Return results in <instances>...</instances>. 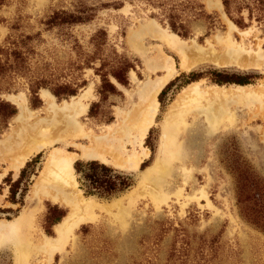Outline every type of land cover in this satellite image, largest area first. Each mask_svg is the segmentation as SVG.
I'll list each match as a JSON object with an SVG mask.
<instances>
[{
    "label": "rangeland",
    "instance_id": "obj_1",
    "mask_svg": "<svg viewBox=\"0 0 264 264\" xmlns=\"http://www.w3.org/2000/svg\"><path fill=\"white\" fill-rule=\"evenodd\" d=\"M76 1L8 0L0 7V47H11L12 40L23 36L32 38L29 76L45 78L51 85L85 82L76 96L66 100H58L49 89L45 91L57 105L85 95L83 103L87 104V110L75 119L89 134L87 138H74L69 131L71 136L31 155L20 169L23 172L18 184L14 181L20 171L14 172L7 162H0V220L10 221L21 213L36 212H33L27 235L30 250L27 264H45L46 255L37 251V247L44 238L55 237L54 227L70 211L63 203L32 196L33 184L48 156L53 151L75 155L73 169L77 161L83 164L99 162L82 157L81 146H91L95 136L105 135L115 147L120 145L117 153L139 155L144 150L147 157L135 171L115 167L110 156L106 157L110 163L99 162L131 180L129 188L107 198L86 195L85 186L79 181L81 176L74 170L79 194L109 210L96 211L97 218L93 222L75 229L63 251L55 253L50 264H264V97L261 96L264 95V69L223 65L218 59L215 62L206 60L189 71H182L174 51L147 31L141 32L142 28L150 26L165 29L181 41L193 43L207 54L220 58L225 53L226 39H231L248 54L258 49L264 51V24L254 19L249 22L246 12L238 14L234 7L229 17L221 0H78L90 9L91 21L63 28L46 27L44 22L53 12L72 11ZM200 8L209 18L197 13ZM171 10H176L186 25L189 38H180L170 31L166 16ZM240 17L243 26L234 23ZM98 30L106 33L104 54L115 52L133 65L126 87L110 78L118 93L109 95L104 102L97 92L100 78L94 70L82 66L81 55L92 54L90 39ZM158 57L171 58L176 69L160 90L171 82L160 102V92L156 97L154 124L144 138L135 139L132 133L119 141L115 131L122 117L138 103L141 88L163 74L149 64ZM93 67L98 68L99 62L95 61ZM214 72L247 77L248 84L218 85L213 82ZM191 73L200 79L190 82ZM25 75L21 71L9 72L0 79V100L16 108L0 140L18 127L15 118L19 109L9 96L24 95L26 107L32 113L31 123L46 115V102L41 97L44 89L37 93L40 106L33 108L30 81ZM193 85L202 93L201 106L215 97V93L220 92L221 97L241 88L259 95V100L229 104L233 122L223 117L214 129L209 126L205 114L192 111L185 115L186 128L181 129L178 137L183 155L180 161L173 162L162 185L167 199L156 204L151 200L149 188L139 186L140 174L152 166L158 155L165 113L181 92ZM95 103L100 108L89 113V107ZM110 112L113 121L107 125L105 120ZM1 125L0 119V129ZM58 126L64 128L65 125ZM0 264H15L12 247L0 248Z\"/></svg>",
    "mask_w": 264,
    "mask_h": 264
},
{
    "label": "bare ground",
    "instance_id": "obj_2",
    "mask_svg": "<svg viewBox=\"0 0 264 264\" xmlns=\"http://www.w3.org/2000/svg\"><path fill=\"white\" fill-rule=\"evenodd\" d=\"M230 27L233 28L232 25ZM142 31H147L174 51L180 59L178 67L182 71H189L203 61L215 62L218 59H221L220 63L223 65L234 64L240 68L264 69V51L262 49H258L254 54H248L241 51L231 39H226L223 48L225 53L218 58L214 54H207L205 49L195 46L193 43L188 44L181 41L165 29L150 26L146 29L142 28ZM244 33L240 32V34ZM149 64L151 68L153 67L154 70H159L163 74L161 77L149 81L150 83L145 86L143 85L141 90L139 89L138 103L133 105L122 117L121 124L115 131V134L120 137L119 141L128 138L132 133L135 139L145 137L149 128L154 124L158 105L156 97L175 73L174 61L169 57H158L154 61H149ZM241 89H234L221 97L220 92L215 93L213 98L207 97L209 99L206 101L208 102L206 107V105H200L202 93L197 85H193L182 91L173 101L161 123L158 155L152 166L140 174L139 186L149 188V195L154 203L160 204L167 199L163 195L162 185L171 172L173 162L180 161L182 158L183 149L178 143V137L181 129L185 130L186 128L185 115L192 111L205 114L211 129L217 127L223 117H227V120L232 123L234 118L228 109L229 104H242L250 99L259 100V95L244 92ZM257 96L258 98H256ZM261 96L264 97L263 94ZM41 97L46 102V115L31 123L32 113L26 107L24 95L9 96L12 103L19 109V114L15 118L18 127L13 133L0 140V162H7L9 169L14 172H19L31 155L39 153L46 146L52 145L64 137L72 135L74 138H87L89 135L82 130V126L75 119L87 110V104L83 103L84 94L61 105H57L54 98L45 90L41 91ZM60 123L65 125L64 128H59L58 124ZM81 148V156L85 159L106 164L110 163L106 158L110 156L113 160L111 164L126 170H137L141 161L147 157L144 150L139 155L117 153L120 145L115 147L112 140L106 135L95 136L91 146H81ZM75 158V155L67 156L53 151L48 156L43 171L33 184L32 196L35 199L49 198L53 203H63L70 209L67 216L54 227L55 237L44 238L42 244L37 247V251L46 255L45 264L52 262L55 253L63 251L75 229L82 224L93 222L97 218L96 211L109 210L107 206L99 205L93 199L81 196L76 190L72 167ZM33 212L21 213L10 221L0 220V248L4 246L13 248L15 264H27L30 250L26 242L28 230L32 226Z\"/></svg>",
    "mask_w": 264,
    "mask_h": 264
},
{
    "label": "trees",
    "instance_id": "obj_3",
    "mask_svg": "<svg viewBox=\"0 0 264 264\" xmlns=\"http://www.w3.org/2000/svg\"><path fill=\"white\" fill-rule=\"evenodd\" d=\"M8 0H0V7L4 6ZM225 13L230 17V10L234 7L238 14L246 12L247 20L251 22L253 19L257 22L264 24V0H221ZM90 9H86L81 1H76L75 6H73L72 11H55L53 12L44 22L47 28H63L65 26H73L76 24H84L92 20V16L88 14ZM176 10H171L167 16V25L171 32L177 34L180 38L187 39L190 37L189 31L186 25L182 22L179 15L175 12ZM199 15L207 16L201 8L198 10ZM198 15V16H199ZM234 23L238 26H243V18L235 20ZM106 33L104 30H98L91 37L90 43L92 45V54H81L82 66L91 68L94 70L96 75L100 78V86L98 88V95L102 102L106 101L109 95L117 94V88L111 83L110 78L114 79L117 84L122 87H126L129 84L128 72L133 68V65L125 57L119 56L117 53L104 54L106 48ZM32 38L30 36H23L19 40H12L10 46L0 47V79L2 76L9 72H24L29 77V91L31 93L32 107L38 108L40 105V100L38 98V90H47L57 98L58 100H66L68 98L77 95L79 88L85 85L82 81L81 84H53L51 85L45 78H36V76H29V66H28V56L32 53V46L30 41ZM95 61L99 62V67L94 68L93 64ZM216 77L213 82L222 84H237L239 86H245L248 84L247 77L227 75L221 72H214ZM31 77V79H30ZM190 82L198 81L200 78L195 74H189ZM171 82L160 92V97L164 93L165 89L169 87ZM189 84L188 82L186 85ZM89 113H92L97 108H100L98 103L92 104L89 107ZM16 114L15 106L9 104L8 102L0 100V119L2 123V128L0 129V134L2 130L7 128V122ZM113 121L112 113H108L106 124L109 125ZM143 164L141 165L142 169ZM86 168L82 170V168ZM75 173L81 176L79 181L83 182L85 186L86 195H96L99 197H110L114 194L123 192L131 186V180L120 173H118L113 168L100 164L99 162L91 161L85 164L81 162H76L74 164ZM23 170L20 171L18 178L14 181V184H18L21 179ZM11 195L14 196L13 192ZM60 221V220H59Z\"/></svg>",
    "mask_w": 264,
    "mask_h": 264
}]
</instances>
